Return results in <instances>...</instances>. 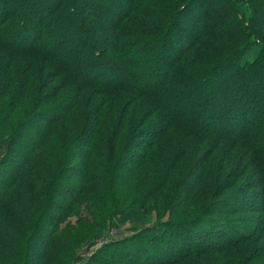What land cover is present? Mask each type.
I'll use <instances>...</instances> for the list:
<instances>
[{
    "label": "trees",
    "instance_id": "obj_1",
    "mask_svg": "<svg viewBox=\"0 0 264 264\" xmlns=\"http://www.w3.org/2000/svg\"><path fill=\"white\" fill-rule=\"evenodd\" d=\"M159 1L0 0V264H68L88 234L140 221L145 208L170 220L101 246L84 264H184L191 255L232 249L228 264H264V223L234 226L240 217L229 216L242 214L225 196L246 173H257L253 190L264 204L263 14L257 19L264 0H225L218 12L207 8L213 0ZM182 20L196 24L193 33L184 31L190 42L176 33ZM251 87L258 88L253 96ZM158 111L168 124L151 133L147 119ZM32 124L25 138L24 127ZM141 134L146 149L121 179L120 166ZM211 137L223 148L205 157L199 145ZM178 166L188 179L201 172L190 190L204 196L194 201L178 189L170 193ZM68 175L78 180L76 193L71 189L73 198L53 214ZM208 200L213 209L203 217L214 239L207 245L180 236L185 246L179 243L180 255L170 261L158 249L134 250L142 259L117 249L130 239L156 242L159 234L192 231L203 205L188 208ZM83 205L80 225L73 226L68 219ZM175 240L163 243L175 246ZM36 241L35 262H28Z\"/></svg>",
    "mask_w": 264,
    "mask_h": 264
},
{
    "label": "rangeland",
    "instance_id": "obj_2",
    "mask_svg": "<svg viewBox=\"0 0 264 264\" xmlns=\"http://www.w3.org/2000/svg\"><path fill=\"white\" fill-rule=\"evenodd\" d=\"M159 2L169 3V0H162ZM224 5H226L225 0H213V5H209V6L207 5L208 7L207 6H205V7L209 8V11L216 10L218 12V11H221V9H222V7H224ZM258 9L259 10L256 9L257 12L259 13V15H257V19L260 20L261 15L263 14V16H264V8L259 7ZM0 11H1V7H0ZM82 16L85 17V12L82 13ZM190 16H192V15L186 14V15H184V18H189ZM87 19H89V18H87ZM93 19L95 20L96 18H93V17H92V19L90 18V20H92V21H93ZM193 20H190L189 23H187L185 20H182L184 27L181 26L180 30L176 31V33L181 34L180 39H182V41H185V40L187 42L191 41V39L187 36L186 32L190 31L191 33H193L194 30H196V27H195L196 24L194 23ZM93 24L96 25L97 23L94 22ZM262 25H263V29H264V24H262ZM184 31H186V32H184ZM24 34H26V33H24ZM31 37H33V36H31ZM31 37H30V35H28L26 37H25V35L23 36V38L25 40H29ZM78 38L76 39L75 43H73V45H76V47L74 46L75 48H78V45L80 43V40ZM142 39H146V38H142ZM14 40H18V35H16V37H14ZM130 40L134 41V39H132V38ZM177 46L179 47V45L177 43L174 45L168 44V53L167 54L176 52ZM55 73H56V70L51 69L50 76H53ZM242 78L244 80L245 76H242ZM238 79H239V76H238ZM57 80H59V78H57ZM250 84H251V86L255 85L254 82L253 83L250 82ZM257 89L258 88L252 89V87H251L249 89L250 96H253V91L255 92V91H257ZM256 96L254 98H256ZM156 115H158V116H155L151 121H148V119H147V124L145 126L146 127L145 129L151 130V133H153V132L157 133L158 132L157 128H155L156 126H161L165 129V126H167V124H168V123H166V120H164V118H162V115H159V111L156 113ZM252 119L253 120H250L251 122L257 121L256 120L257 118H255L254 116H252ZM262 119L263 118H261L259 121H264ZM32 126H36V124H32L29 126L26 125L24 127L25 130H23V134L25 135V138H28L32 134V132H33V131H31ZM175 133L174 134L176 135V139H178L179 137L183 136L182 133H184V132H183V130L182 131L180 130V131H176ZM179 134H181V135H179ZM140 136H141V139H139V141H136L134 144V147L132 146L129 149V152H131L130 157L126 158L123 165L120 166L121 168H120L119 174H121V176H122L121 179H125V177L127 175V174H125L127 169H130L133 166L132 161L135 159L136 154H139L140 150L143 151L146 149L145 146L142 145L141 141L143 139L144 140L147 139L146 138L147 136H145L144 134H141ZM148 138H150V136H148ZM190 139L193 143H195L194 137H191ZM217 148H218V150H216ZM221 148H223L222 142H220L215 137H211V138H208L207 140H204V139L202 140L201 144L199 145L198 151H199V154L205 155V157L206 156L212 157L215 154V152L216 151L218 152ZM4 153H5L4 149H2L0 157ZM78 162L79 161H77V163ZM219 164H221V163H219ZM231 167H234V165L228 164V168H231ZM181 168H183V167L178 166L177 168H175L171 172V173H173L174 176L176 175V178H177L176 181L177 182L174 181V183L172 185L168 184V188L171 189L170 193H173L178 189L180 196L183 197L184 195H189L190 196L189 198H191V199L193 198V200L196 199L198 196H204L203 191H198V189H197V190H195L196 192L194 191L193 193H191V191H193V190H190L191 185L194 182H196V178L198 177V174H200L201 172L199 170L195 171V172H197V173H195V174H197V177L194 176L192 179H188V177L182 175V173H179V171L181 172ZM185 172H187V171H185ZM191 173H194V172L191 171ZM229 179H232V178L231 177L227 178L228 184L230 182ZM257 179H260L259 174H257V173L254 174V173L248 172L244 175V177L240 178V180L238 182L233 183L232 184L233 188H229V190L227 191V194H225V196L228 195L230 197V199H232L234 202H237L239 210L241 211V214H242V215H239V214L235 215L234 214V215L229 216V217H231V219H238V217H240V221L238 219L239 222L231 221V223H233L234 226L237 225V227H241V226H244L243 225V223H244L245 226H249L251 228L252 225H263V223H264L263 220L261 221V218L264 217V213H263V211H261L262 210L261 208L264 205L262 202L263 199H262L261 195L259 194V192L257 193V190L256 191L253 190V189H255L254 187H256V185H257ZM77 181L78 180L76 177H74L72 175H68L67 182L60 183V185H59L60 194L54 198V204H53L54 206L55 205H67L68 204L69 200L71 198H73V195L71 193V189L74 191V195L76 193L73 188H74V184L77 183ZM71 182H72V184L70 187ZM257 188H260V187L258 186ZM214 199H216V197L215 198L213 197V200ZM211 203H212L211 200H208L207 203H206V201L205 202L196 201V203L194 205H191L188 209H189V211H193V212L195 211L196 212L203 205L202 210L199 211L198 213H195V216L199 215L200 217H203L204 214H207V210H208V208L211 207L210 206ZM211 209H213V208L211 207ZM49 211L52 212L53 214L54 213L55 214L61 213V209L58 208L57 206L51 208ZM75 212H76V214L70 216L68 220H69V223L72 224L73 226H79L80 225V215H83L86 212V206L83 205L82 207H78ZM161 213H159V211L156 209L145 208V215H142L143 219L141 218L140 221H136V222H128L127 221L126 223L114 222L113 225H109L105 229L98 227V229H101L98 232H102V233H100V235H94L93 233L88 234V239H86L83 243H80L79 247H77V253H76L75 257L68 264H84V263H87L90 260V258L100 249L101 246L109 244L115 240L125 239L129 236H132V235L140 232L144 228L147 229V228L153 227L160 220H162L164 222L165 221L167 222L170 220V217H168L169 215H163V213L162 214ZM214 215L220 217V215H218V214H214ZM199 219H195L194 223L191 225L190 229L192 231L188 230V228H185V229L181 230V232H177V237L173 236L174 238H172V235H171V237L169 236L168 238L163 239L164 238L163 234H159V238L161 239V237H162L161 240L157 239L156 242H154V241L150 242L148 239H146L147 238L146 236L145 237L143 236L142 239H138V238L137 239H130V240H127V242H122L123 244H119L117 249L119 251H122V253H123V251L126 253L128 252V254H130L134 258H135V256H136V258L140 257V259L144 258V253L148 252V253L154 254L156 252V250L158 249L164 253V255H163L164 258H166L167 260L170 261L171 258H173V254H176V256L180 255L178 253L179 252V246L178 245L180 243L181 246L182 245H183V247L185 246V242L183 241V239L184 240H188V239L192 240V238H193V240H195V241H200V240L202 241V239H203V240H205L204 245H207L210 241H212L214 239L213 235L209 232V230L206 229L208 227L207 226L208 219L205 217L201 218L202 220H199ZM259 220L262 223H260ZM94 223H95V226L97 228V225L100 224V220H97ZM173 224H175V223H173ZM173 224H171V227L175 228V225H173ZM209 226H210V228L213 226L212 229H216L215 225L209 224ZM250 230H252V229H250ZM190 234L192 235V237ZM180 236L183 237V239L180 238ZM178 237H179V239H178ZM197 238H198V240H197ZM263 239H264V237H263ZM163 240H169V241L175 240V246H171L170 245L171 243L165 244V243H163ZM36 247H37V241L32 246L31 250L33 252H31L30 258H29V256L26 258V259L29 258L28 262H35V260L33 258L34 257L33 256L34 255L33 249H35ZM134 250H136L137 252L143 251L144 253H140L137 255L136 252H133ZM171 250H174V251H172L173 253L171 252L170 254H167V252L171 251ZM218 251L219 250H215L214 252L204 251L203 252L204 254L191 255L186 259V262L184 264H228L229 260H230L229 255L234 253L237 250L232 249L229 251H222V252H218ZM135 253H136V255L134 256ZM19 260L22 264L24 263V259H19ZM226 261H227V263H226ZM26 262H27V260H26ZM113 262L115 264H123V263L118 262V261H113Z\"/></svg>",
    "mask_w": 264,
    "mask_h": 264
}]
</instances>
